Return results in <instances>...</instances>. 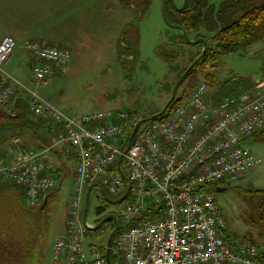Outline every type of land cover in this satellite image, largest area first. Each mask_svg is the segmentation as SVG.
I'll return each instance as SVG.
<instances>
[{
	"label": "built area",
	"instance_id": "2783aa9c",
	"mask_svg": "<svg viewBox=\"0 0 264 264\" xmlns=\"http://www.w3.org/2000/svg\"><path fill=\"white\" fill-rule=\"evenodd\" d=\"M15 47L13 36L0 39V108L15 117V97L24 92L29 113L44 115L52 136L39 149L10 139L12 159L6 164L0 159V177L23 187L28 206L35 207L40 196L61 184L59 173H44L49 152L60 147L76 159L65 232L54 239L52 261L105 264L98 246L83 245L86 187L99 183L107 194L119 196L125 175L130 189L118 213L122 227L113 244L115 264H264L255 243L223 236L225 219L210 190L239 180L257 163L241 142L264 130V71L250 87L216 102L204 82L196 83L167 116L137 128L118 166L126 131L138 114L123 107L66 114L39 91L57 72L66 74L70 49L27 40L24 48L33 61L28 86L5 68Z\"/></svg>",
	"mask_w": 264,
	"mask_h": 264
},
{
	"label": "rangeland",
	"instance_id": "374dc122",
	"mask_svg": "<svg viewBox=\"0 0 264 264\" xmlns=\"http://www.w3.org/2000/svg\"><path fill=\"white\" fill-rule=\"evenodd\" d=\"M60 1L61 4L57 0H0V36L5 32H12L21 23L29 22L31 28L40 27L34 31H38L44 41L51 39L70 48L71 60L66 74L54 75L52 80L40 87V95L70 116L101 109L116 110L120 107L133 111L162 108L171 93L168 84L172 85L176 81V77L183 73L182 69L194 57L193 52L199 50V47H195L197 44L189 43L184 48L177 49L175 46L178 44L170 41L169 37L178 30L166 23L162 13L163 0H136L139 8L143 9L141 15L137 13L138 7L126 5L129 0ZM207 1L218 8L224 0ZM174 2L180 5L182 0ZM62 6L65 7V13ZM54 19L57 27L53 30L51 25ZM26 31L31 33L32 30ZM263 39L243 50L223 55L214 70H207L214 74V83L208 84L210 79L205 76L207 71L198 67L194 85L198 82L209 85L208 89L214 93V102L224 94L239 92L250 79L253 80V77L264 71ZM157 46H162L164 50L176 49L179 54L175 64L161 58L156 53ZM15 49L20 53L10 63L14 77L31 86L33 70L28 61L30 54L24 47L23 51L17 45ZM190 79L191 77L183 83L179 93L191 92ZM220 85L222 89L216 90ZM22 126L0 125L4 156L8 157L5 150L6 138L12 136L17 140L23 139V130L19 129ZM37 129L40 131L39 127ZM25 142L39 145L41 141L33 135L31 141ZM241 146L251 151L257 163L252 171L245 173L239 180L221 185L222 191L214 189V197L225 219L226 230L223 236L233 243L252 238L255 244H261L264 243V238L254 222L253 206L259 199L254 191L264 189V133L248 136L241 142ZM52 155L49 156L47 166H53ZM61 160L73 172L75 159L65 155L61 156ZM124 162L123 159V164ZM48 169L45 167L46 175L49 174ZM74 184L75 181L68 173L61 179L60 186L50 191L46 197V206V201L42 202L41 196L38 198L35 207L42 204L41 207L44 206L49 213V221L42 238L35 246L33 255L37 256H33L32 264H58L50 260L52 245L54 239L65 232L67 203ZM128 185L125 180L122 186L124 191ZM108 195L113 199L118 198ZM52 202L53 208L50 211ZM122 202L110 203L93 187L87 222L94 224L104 215L96 212L97 207H104L118 215ZM108 224L109 222H105L95 231L83 225V245L88 249L90 245L106 244ZM117 235L118 233L113 237L114 240ZM259 247L264 249V245Z\"/></svg>",
	"mask_w": 264,
	"mask_h": 264
},
{
	"label": "trees",
	"instance_id": "16d2710c",
	"mask_svg": "<svg viewBox=\"0 0 264 264\" xmlns=\"http://www.w3.org/2000/svg\"><path fill=\"white\" fill-rule=\"evenodd\" d=\"M125 1L127 2V0ZM141 1L144 2V0ZM126 5H130L131 7L135 5L139 9L137 13L139 15L143 13V9L139 8L138 4L136 3V0H129ZM166 18L168 22L182 26L183 29L186 31L188 37L193 39L198 37L205 38L207 42V48L203 56L199 58V55L202 50V43L199 42L197 43V45H195V47H199V50L196 51V53L193 52L194 57L190 60L189 63L190 65L194 62V65L188 71L183 81L179 85L176 96L174 100L170 102L166 112L160 117H157L153 120H157L167 116L170 109L173 108V105L180 103L189 95L186 94L184 91L179 93V89L181 88L183 83L191 77L190 80L192 82L189 84V87L191 86L189 88V91L192 90V88L194 87L196 76L195 74L198 67H201L203 70L206 71L208 69L210 70V68L214 70V68L219 64L223 55L243 50L248 45L264 38V0H224L218 8H214L211 4L208 3L207 0H187L185 7L179 10L174 7H170V5L167 4ZM169 39L172 43L174 42L175 44H178V46H175L177 49L178 47L184 48L183 46L187 45V42L180 31H178L175 35H171ZM162 48V46H157L156 53L165 61L170 62L171 64H175L179 54L177 50H164ZM192 50L193 49H191V51ZM32 64L33 61H31V65ZM187 67L183 68L182 72H184ZM205 76L210 79V82L208 84L215 82L214 74L207 71L205 73ZM179 77L180 75L176 77V80ZM174 83H172V85L168 84V89L170 88L172 90ZM220 89L222 88L220 87ZM234 93L237 92L224 94L221 97ZM25 98L26 96L24 92L19 93V95L15 97L14 108L17 112L15 117H9L4 112V110L0 108V125L13 124L18 126L23 125L28 129H32L33 127H35V130H37L38 127L46 129L49 137L48 141L46 143L45 141H43L44 144L39 147L29 146L39 149L47 145L51 141L52 131H50V129L47 127H43L44 125L46 126L47 123V120L45 118H38L37 116H32L29 113L28 105ZM162 108H148L145 111H135L138 114L137 121L142 118L151 117L152 115L158 113ZM135 124L126 131L127 140L130 134L132 133ZM258 133H264V130L255 132L252 135ZM10 139L16 138L8 137L6 139V152L7 143ZM126 145L127 141L125 142L123 149L126 148ZM56 148L59 149L61 155H68L73 157L70 154H65L60 147ZM53 151L54 149L49 152V155H51ZM3 163L6 164L9 162L3 160ZM48 166V170L50 171V173L56 174V171L58 170V168L55 167L56 165L53 164L52 166L51 164H49ZM0 182L2 183L0 185V264H31L35 246L42 238L44 231L48 225L49 213L46 212V208L44 206L43 208L41 207L42 204L38 205L37 207L28 206L26 201L24 202L23 200H21L22 191L20 193L17 192L19 193V197H16L13 192V187L16 186L14 182L7 179H3L1 177ZM89 185H87V187ZM217 187L218 186L211 187L210 190L213 192V194ZM254 192L259 198L256 204H254L253 206L254 222L257 224L260 230L259 234L261 235V237L264 238V189H258ZM121 195L115 197L119 198ZM48 196L49 193L44 194L42 196V202H44V200ZM46 204L47 201L45 203V206ZM101 210L102 207L96 208V212L98 214H100ZM100 219L101 218L97 219L95 223H97ZM117 221L119 223V228L115 232V234H117L122 227L120 217ZM113 228V223L110 221L107 226L106 232L109 231L110 233ZM103 230L104 229H102L101 232ZM115 234L113 237H115ZM248 241L256 243L255 241H252V238ZM113 244L114 239L112 238L110 246V264H115ZM258 244L259 243H257V245ZM262 245H264V243L259 244L258 247ZM98 247L100 249V252L103 253L105 256L106 244H98ZM259 248L264 252V249H262L261 247ZM105 264H107V261L105 262Z\"/></svg>",
	"mask_w": 264,
	"mask_h": 264
},
{
	"label": "water",
	"instance_id": "95a60500",
	"mask_svg": "<svg viewBox=\"0 0 264 264\" xmlns=\"http://www.w3.org/2000/svg\"><path fill=\"white\" fill-rule=\"evenodd\" d=\"M165 2L166 0H163V4H162V13H163V17L166 21V23L173 27V28H176L178 31H180L182 33V35L184 36L185 40L187 43L189 44H197L199 42L202 43V50H201V53L199 55V58H201L203 56V54L205 53L206 51V48H207V42H206V39L203 38V37H198V38H195V39H190L186 33V31L183 29L182 26L180 25H177V24H172L170 22L167 21V18H166V9H165ZM172 6L176 9H182L185 7L186 3H187V0H183L182 4L180 6H177L176 3L174 2V0H170ZM194 65V62L191 63L187 69L180 75V77L176 80V82L174 83L173 87H172V90H171V95H170V98L168 99V101L165 103V105L163 106V108L156 114L152 115L151 117L149 118H142L140 119L139 121L136 122L135 126H134V129L132 131V133L130 134L128 140H127V145H126V148L123 150V153L119 154L118 158H117V164L118 166H121L122 164V160H123V154L127 151L129 145H130V141L135 133V131L137 130V128L147 122V121H150V120H153L157 117H160L161 115H163L166 110L168 109V106L170 104V102H172L176 96V92H177V89L179 87V85L181 84V82L183 81L184 77L186 76V74L188 73V71L192 68V66ZM124 179L127 180V177L124 175ZM93 187H96L99 192L101 193V195L107 200V201H110L112 203H119L121 201H123L127 195H128V192H129V189H130V185H128L127 189L124 191V193L117 199L111 201L110 198L108 197L106 191L104 190V188L99 184V183H91L88 187H87V190H86V193H85V199H84V206H83V212H82V223L83 225L92 230V231H95L97 229H99L105 222H112L113 223V230L109 233L108 237H107V240H106V247H105V257H106V261H107V264H110V246H111V242H112V238L115 234V232L118 230L119 228V223L115 217V215L113 214H108V215H105L104 217H102L97 223L93 224V225H90L88 224L87 222V212H88V206H89V202H90V192L92 190ZM223 188L221 187H217L216 188V191H222ZM46 201V199H45Z\"/></svg>",
	"mask_w": 264,
	"mask_h": 264
},
{
	"label": "crops",
	"instance_id": "0c3cea01",
	"mask_svg": "<svg viewBox=\"0 0 264 264\" xmlns=\"http://www.w3.org/2000/svg\"><path fill=\"white\" fill-rule=\"evenodd\" d=\"M58 1V3L60 2V4H61V1L60 0H57ZM64 5H66V4H64ZM62 11L65 13V7H63L62 6ZM32 20H34V19H32ZM31 20V21H32ZM30 21V22H31ZM51 27H53V30L57 27V23H56V20L54 19L53 20V25H51ZM32 30L31 31V33H26L27 31L26 30ZM35 29H40V27H33V28H31V25H30V23L29 22H26V23H21V24H19V26H17L16 28H15V30H13L12 32H5L3 35H1L0 36V39L4 36V35H11V36H13L14 38H15V40H16V43H17V47L18 48H20L21 49V51H23V47H24V45H25V42L27 41V40H31V39H34V40H38V41H40V42H42V43H51V44H57V45H59V46H62L63 44H60V43H55V42H53V40H51V39H48L47 41H44V38H42V36L40 35V34H38L39 32L38 31H34ZM264 40V39H263ZM263 42V44H264V41H262ZM63 46H65V44L63 45ZM20 52H18V49H15L14 50V52H13V55H12V57H11V59L7 62V64L5 65V68H6V70L9 72V73H11L13 76H14V74L15 73H13L12 72V67L10 66V63H11V60H12V58L15 56V55H17V54H19ZM30 54V53H29ZM28 61H30V63H31V61H32V56L31 55H29V60ZM257 76V75H256ZM256 76H255V78H256ZM53 78V77H52ZM52 78H50L49 80H52ZM253 79H254V77H253ZM49 80H47V81H49ZM46 81V82H47ZM45 84V83H44ZM43 84V85H44ZM252 85V80L250 79L249 80V82H247V84L245 85V86H243L244 88L243 89H246V88H248V87H250ZM220 87H221V85L216 89V90H220ZM21 93V92H20ZM214 94V93H213ZM19 95V94H18ZM29 116H30V114H29ZM45 118L46 119V117L44 116V115H41V116H38V118ZM44 120V119H43ZM41 126H43V125H41ZM43 127H47V124H46V126L44 125ZM48 128V127H47ZM19 129H22L23 130V139H19V140H17L18 141V143H20L21 145H28V146H37V147H39V146H41V145H43L44 144V142L43 141H45V143L48 141V135H46V133L48 134V132L46 131V129H44V128H40V131L37 129V130H32V129H28V128H26V127H24V126H22V127H19ZM39 131V132H38ZM36 132V133H35ZM33 135H34V137H36L37 139H39L41 142H40V144L39 145H35V144H32L31 142H28V143H26L25 141H31V139H32V137H33ZM36 135V136H35ZM8 137H12V136H8ZM7 137V138H8ZM6 138V139H7ZM0 159H3L4 161H7V162H9L11 159H12V157L10 156V155H8V157H6V156H4V154H3V147H4V145L0 142ZM52 155V154H51ZM61 156H65V155H61L60 154V152H59V149L58 148H55L54 149V151H53V155H52V161H53V164L54 165H56L55 167H57L58 168V170L56 171V174L57 173H59L61 176H62V178L61 179H63V178H65L66 176H67V174L68 173H70L71 174V176H72V180H73V182H74V178H73V172H72V169H70V171H69V167L64 163V161H62L61 160ZM54 167V168H55ZM56 168V169H57ZM72 168V167H71ZM252 171V170H251ZM2 183L0 182V185H1ZM14 188V190H13V192H14V194H15V196L16 197H19L18 196V194L22 191V194H21V200H23L24 202L26 201V197H25V195H24V193H23V189H22V187H21V189H20V187H18V186H15V187H13ZM16 189V190H15ZM17 192H19V193H17ZM48 193H50V191L48 192ZM53 196V195H52ZM53 208V202H52V204H51V207H50V211H51V209ZM64 231H65V227H64ZM63 231V232H64ZM61 235V234H60ZM34 252H35V249H34ZM37 254V253H36ZM33 256H37V255H33ZM34 259V258H33ZM33 259H32V262H31V264L33 263ZM50 260H51V258H50ZM41 261V260H40ZM34 262H35V260H34ZM34 264H38V262H36V263H34Z\"/></svg>",
	"mask_w": 264,
	"mask_h": 264
},
{
	"label": "flooded vegetation",
	"instance_id": "af4514ba",
	"mask_svg": "<svg viewBox=\"0 0 264 264\" xmlns=\"http://www.w3.org/2000/svg\"><path fill=\"white\" fill-rule=\"evenodd\" d=\"M182 2H183V0H182ZM182 2H181V4H182ZM167 4H169L170 5V7H173L172 6V4H171V2H170V0H166V2H165V9H166V6H167ZM180 4V5H181ZM177 5V4H176ZM180 5H177V6H180ZM195 39V38H194ZM103 197V196H102ZM108 197H109V195H108ZM110 198V200L111 201H113V200H115V199H113L112 197H109ZM84 199H85V196H84ZM110 202V201H109ZM110 203H112V202H110ZM112 204H115V203H112ZM83 206H84V204H83ZM82 212H83V209H82ZM104 213V215L103 216H105V215H108V214H113V215H115V217H116V219L118 220V215H116L114 212H112V211H110V210H108V209H106V208H104V207H102V210H101V212H100V214H103ZM103 216H101V218L103 217ZM81 219H82V213H81ZM95 224V223H94Z\"/></svg>",
	"mask_w": 264,
	"mask_h": 264
}]
</instances>
